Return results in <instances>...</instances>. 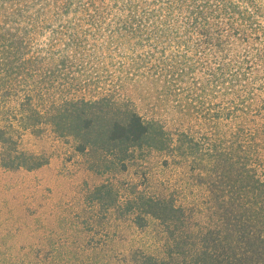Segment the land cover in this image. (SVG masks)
<instances>
[{
    "label": "trees",
    "instance_id": "16d2710c",
    "mask_svg": "<svg viewBox=\"0 0 264 264\" xmlns=\"http://www.w3.org/2000/svg\"><path fill=\"white\" fill-rule=\"evenodd\" d=\"M102 1L0 0V109L12 107V101L37 114L41 104L56 109L54 117L61 120L68 106L113 102L106 96L43 97L50 88L70 90L71 78L63 71L70 62L69 46L76 48L78 40H185V61L173 57L170 65L165 60L155 63L152 55H144L133 59L127 70H143L148 78L144 70L161 64L169 69L164 87L174 85L171 81L181 84L185 75V156L197 161L193 169H199L197 193L185 201V226L193 214L214 217L212 222L197 221L194 232L191 228L185 234V257L190 264H264V27L257 19L264 18L261 0H110L115 12L108 14ZM174 13L184 14L182 25ZM31 40H49L42 51L57 59L47 57L46 63L25 58ZM60 40L65 49L56 48ZM59 80L63 82L55 85ZM17 117L28 123L24 114ZM4 121L14 122L7 116ZM192 121L199 135L189 126ZM83 122L88 127L91 118L83 117ZM157 126L154 119L128 110L124 120L112 122L107 139L141 147L164 133ZM0 142L12 145L1 152L5 167L31 169L43 163L18 150L2 125ZM139 198L149 217L164 224L177 218L178 209L167 198ZM140 257L141 264H165V256L159 258L153 250H142Z\"/></svg>",
    "mask_w": 264,
    "mask_h": 264
},
{
    "label": "rangeland",
    "instance_id": "374dc122",
    "mask_svg": "<svg viewBox=\"0 0 264 264\" xmlns=\"http://www.w3.org/2000/svg\"><path fill=\"white\" fill-rule=\"evenodd\" d=\"M102 3L107 14L115 12L110 0ZM183 15L174 13L178 25ZM257 19L264 27V18ZM48 41L31 40L25 58L55 61L57 55L42 51ZM63 42L57 41L56 48L65 49ZM186 48L185 40H78L76 48L69 46L70 62L63 71L71 78L70 90L50 88L43 97L106 96L113 102L68 106L61 120L54 117L56 109L41 104L37 114L12 101V107L0 109V125L17 149L43 160L30 169L5 167L0 159V264H141L146 249L165 256V264H190L185 234L194 232L197 221L214 217H191L187 211L185 226V201L197 193L199 170L193 169L197 161L185 156V75L181 84L171 81L174 85L164 87L169 69L161 64L144 70L148 78L143 70L127 71L133 59L144 55H152L155 63L170 65L173 57L185 61ZM128 110L154 119L163 136L141 147L109 141L112 122L124 120ZM20 112L28 123L18 121ZM6 116L14 122L7 124ZM83 117L91 118L88 127ZM189 126L199 135L198 124ZM10 146L0 142V157ZM142 194L167 198L178 209L177 218L164 224L149 217Z\"/></svg>",
    "mask_w": 264,
    "mask_h": 264
}]
</instances>
